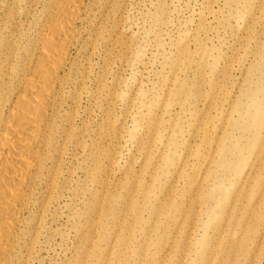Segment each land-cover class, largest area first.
<instances>
[{"label": "rangeland", "instance_id": "374dc122", "mask_svg": "<svg viewBox=\"0 0 264 264\" xmlns=\"http://www.w3.org/2000/svg\"><path fill=\"white\" fill-rule=\"evenodd\" d=\"M2 1L0 23L39 31L47 0H19L11 17ZM81 20L68 87L79 97L72 109L87 157L90 149L104 157L89 163L91 179L80 154L75 177L45 216L48 238L40 242L49 245L47 264H61L69 249L87 242L99 249L94 262L148 264L144 256H154L155 264L158 237L168 233L171 246L174 236L163 199L187 188V168L182 178L176 170L183 144L208 102L240 83V69L264 51V0H84ZM95 205L104 206L101 227L85 215ZM152 211L165 213L154 218ZM123 239L127 250L119 261Z\"/></svg>", "mask_w": 264, "mask_h": 264}, {"label": "bare ground", "instance_id": "6f19581e", "mask_svg": "<svg viewBox=\"0 0 264 264\" xmlns=\"http://www.w3.org/2000/svg\"><path fill=\"white\" fill-rule=\"evenodd\" d=\"M17 1H2L10 17ZM83 13L84 0H47L35 35L0 23V264H47L49 245L40 242L48 238L45 216L75 177L72 166L80 154L91 179L89 163L104 157L91 149L87 157L72 109L79 97L68 87ZM256 56L253 66L240 69V83L224 86L190 128L176 166L178 178L187 168V188H174L163 199L174 236L170 248L168 233L158 237L155 264H264V51ZM161 161L170 162L164 156ZM103 209L95 205L85 215L101 227ZM117 230L119 237L122 224ZM103 243L109 252L108 239ZM117 247L120 261L125 239ZM69 252L61 264L109 261L94 262L99 249L92 242ZM144 259L154 264V256Z\"/></svg>", "mask_w": 264, "mask_h": 264}]
</instances>
